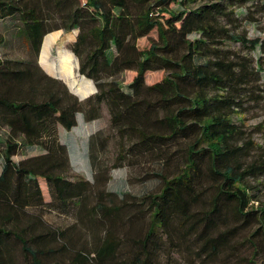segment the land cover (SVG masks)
<instances>
[{
  "label": "trees",
  "instance_id": "16d2710c",
  "mask_svg": "<svg viewBox=\"0 0 264 264\" xmlns=\"http://www.w3.org/2000/svg\"><path fill=\"white\" fill-rule=\"evenodd\" d=\"M249 1L0 0V21H18L32 57L0 59V264H170L166 254L180 251L201 264L260 255L264 264V202L250 185L264 177V157L233 121L264 101V41L238 31L234 13ZM252 5L244 21L264 14V0ZM58 30L76 31L75 89H94L81 100L37 63L42 39ZM101 106L117 137L113 163L100 161L108 139L93 133L91 180L71 179L61 131L78 114L96 120ZM127 158L158 165L148 173L155 193L106 190ZM42 210L76 220L53 227Z\"/></svg>",
  "mask_w": 264,
  "mask_h": 264
},
{
  "label": "rangeland",
  "instance_id": "374dc122",
  "mask_svg": "<svg viewBox=\"0 0 264 264\" xmlns=\"http://www.w3.org/2000/svg\"><path fill=\"white\" fill-rule=\"evenodd\" d=\"M257 0H250L247 4L240 8H235L234 13L240 14V19L237 24V30L244 33L249 39L258 38L264 41V14L251 12V21H244V13L253 9V3ZM18 21L15 18L5 19L0 21V59L8 60H21L31 61V53L25 46L22 34L19 33ZM76 31L63 32L61 30L52 32L44 36L42 39L41 47L37 57V63L42 71L48 76L61 81L66 88L73 93L76 97H82L92 92L93 86L91 85L83 90L81 87L76 90L74 78L77 73V60L71 54L69 48L73 42ZM55 41L53 42L54 38ZM53 42V43H52ZM138 47H146L148 41L145 38L137 41ZM64 48L66 54L60 58L55 59L57 48ZM230 49L238 51L244 54V49L238 45L229 44ZM250 55L257 56V52L250 53ZM163 73H152L147 77V83L153 82L161 77ZM132 74L131 72H124L118 77V80L124 84L129 82ZM260 87L257 92H260L264 88V65L263 71L260 74V81L258 83ZM261 93V92H260ZM263 94V93H262ZM246 114H242L241 117L234 118L233 121L237 123L242 129L247 132V136L257 148H254L253 157H264V101L249 106ZM76 125L67 132H62L58 139L59 143L65 145L68 154V160L70 169L67 176L71 179L83 178L91 180L92 169L87 161V139L96 132H101L103 136L108 139L107 146L104 151H101L99 155L100 161H103L107 167L113 163V159L116 155V141L117 137L115 132L109 127V115L104 106H101L99 117L91 122H84L81 115H76ZM6 130L1 129V135L5 134ZM121 163V166L109 171L110 180L106 184V190L127 192L134 196H141L146 193H155L157 191L158 183L156 180L149 177L148 173L158 171L157 164L152 162L153 159H130ZM258 184L256 181H250L251 193L258 199V204L264 202V177L259 178ZM257 202H252V206L258 205ZM43 220L53 227L62 228L71 225L76 220L73 214L65 213L63 216H59L56 212H49L42 210ZM98 231L97 234H99ZM89 232L86 238L89 240ZM247 249V248H246ZM177 251V250H175ZM179 251V250H178ZM242 253H245V247L242 249ZM170 264H201L196 259L188 257L184 251L169 252L166 254ZM257 264H262V255L256 258Z\"/></svg>",
  "mask_w": 264,
  "mask_h": 264
},
{
  "label": "water",
  "instance_id": "95a60500",
  "mask_svg": "<svg viewBox=\"0 0 264 264\" xmlns=\"http://www.w3.org/2000/svg\"><path fill=\"white\" fill-rule=\"evenodd\" d=\"M68 90V89H67ZM69 91V90H68ZM70 92V91H69ZM94 92V89L92 90V92L91 93H89V94H92ZM71 93V92H70ZM73 94V93H72ZM89 94H87V95H89ZM74 95V94H73ZM87 95H85V96H82V97H77V99H79V100H81V99H83V98H85ZM75 96V95H74ZM76 97V96H75Z\"/></svg>",
  "mask_w": 264,
  "mask_h": 264
}]
</instances>
